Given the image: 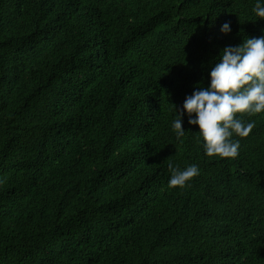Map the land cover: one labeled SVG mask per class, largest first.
<instances>
[{
	"label": "trees",
	"instance_id": "1",
	"mask_svg": "<svg viewBox=\"0 0 264 264\" xmlns=\"http://www.w3.org/2000/svg\"><path fill=\"white\" fill-rule=\"evenodd\" d=\"M254 3L0 0V264H264V112L235 158L171 128Z\"/></svg>",
	"mask_w": 264,
	"mask_h": 264
},
{
	"label": "clouds",
	"instance_id": "2",
	"mask_svg": "<svg viewBox=\"0 0 264 264\" xmlns=\"http://www.w3.org/2000/svg\"><path fill=\"white\" fill-rule=\"evenodd\" d=\"M251 11L257 20L264 19V0H255ZM220 31L229 34L230 23L225 22ZM175 111L171 128L177 139L186 132L182 127L186 115L188 124L198 126L204 155L235 158L240 144L233 137H247L255 126L241 117L264 112V35L224 47L210 68L207 86L197 84ZM169 168V188H183L199 174L195 164Z\"/></svg>",
	"mask_w": 264,
	"mask_h": 264
}]
</instances>
